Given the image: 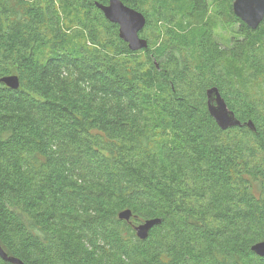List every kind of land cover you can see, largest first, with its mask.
I'll return each mask as SVG.
<instances>
[{
	"label": "trees",
	"instance_id": "obj_1",
	"mask_svg": "<svg viewBox=\"0 0 264 264\" xmlns=\"http://www.w3.org/2000/svg\"><path fill=\"white\" fill-rule=\"evenodd\" d=\"M123 1L147 48L109 0H0V245L25 264H264V18L214 0L243 35L222 47L208 0ZM212 86L241 125H218Z\"/></svg>",
	"mask_w": 264,
	"mask_h": 264
},
{
	"label": "water",
	"instance_id": "obj_2",
	"mask_svg": "<svg viewBox=\"0 0 264 264\" xmlns=\"http://www.w3.org/2000/svg\"><path fill=\"white\" fill-rule=\"evenodd\" d=\"M96 4L110 22L119 25V35L128 43L132 51L148 47V40L141 35V31L147 23V17L143 12L125 4L123 0H109L108 4L99 2ZM233 11L248 26L256 29L264 18V0H233ZM1 81L10 88L17 89L20 87L18 75L4 76ZM206 95L208 110L222 129L242 124L235 112L228 106L227 101L217 86L208 88ZM246 125L252 130H256L253 120H248ZM132 217L133 211L130 208L119 212L120 219L131 221ZM161 221V218H149L133 226L137 236L140 239H146L149 236L150 230ZM252 250L259 256L264 257V240L255 243L252 246ZM0 256L14 264H25L21 259L9 256L1 245Z\"/></svg>",
	"mask_w": 264,
	"mask_h": 264
},
{
	"label": "rangeland",
	"instance_id": "obj_3",
	"mask_svg": "<svg viewBox=\"0 0 264 264\" xmlns=\"http://www.w3.org/2000/svg\"><path fill=\"white\" fill-rule=\"evenodd\" d=\"M208 1L209 3L206 12V18L208 20L211 18L217 20L218 27L215 33L217 40L220 41L222 47L232 46V40L236 38V36L239 40L243 38L239 28L240 25L237 23L234 26L228 24V20L224 16L220 15L218 4H216L214 0Z\"/></svg>",
	"mask_w": 264,
	"mask_h": 264
}]
</instances>
